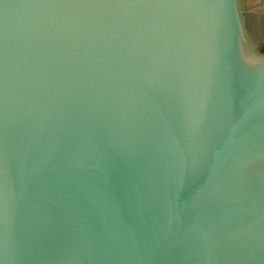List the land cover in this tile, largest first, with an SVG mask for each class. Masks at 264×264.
<instances>
[{
    "label": "water",
    "instance_id": "obj_1",
    "mask_svg": "<svg viewBox=\"0 0 264 264\" xmlns=\"http://www.w3.org/2000/svg\"><path fill=\"white\" fill-rule=\"evenodd\" d=\"M250 14L0 0V264H264Z\"/></svg>",
    "mask_w": 264,
    "mask_h": 264
},
{
    "label": "flooded vegetation",
    "instance_id": "obj_2",
    "mask_svg": "<svg viewBox=\"0 0 264 264\" xmlns=\"http://www.w3.org/2000/svg\"><path fill=\"white\" fill-rule=\"evenodd\" d=\"M248 23L255 38L259 42L264 43V14L252 13L248 15Z\"/></svg>",
    "mask_w": 264,
    "mask_h": 264
},
{
    "label": "rangeland",
    "instance_id": "obj_3",
    "mask_svg": "<svg viewBox=\"0 0 264 264\" xmlns=\"http://www.w3.org/2000/svg\"><path fill=\"white\" fill-rule=\"evenodd\" d=\"M246 9L251 13L264 14V0H245ZM253 19V17H251Z\"/></svg>",
    "mask_w": 264,
    "mask_h": 264
}]
</instances>
